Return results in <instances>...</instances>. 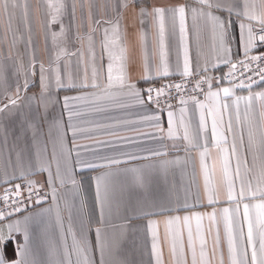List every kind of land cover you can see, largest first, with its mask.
Here are the masks:
<instances>
[{"label":"snow or ice","instance_id":"obj_1","mask_svg":"<svg viewBox=\"0 0 264 264\" xmlns=\"http://www.w3.org/2000/svg\"><path fill=\"white\" fill-rule=\"evenodd\" d=\"M36 9L46 59L0 0V264H264V0Z\"/></svg>","mask_w":264,"mask_h":264},{"label":"crops","instance_id":"obj_2","mask_svg":"<svg viewBox=\"0 0 264 264\" xmlns=\"http://www.w3.org/2000/svg\"><path fill=\"white\" fill-rule=\"evenodd\" d=\"M28 2L33 5V26H34V33H35V39H36V42H37L38 51H39L40 56L42 58L46 59L47 53L45 51V43H44V40H43L42 32L40 30V12L36 9L37 0H28ZM101 2H102V0H97V3H101ZM77 17H79V10H77ZM2 29H3V21H0V33H2ZM236 35L238 36V31H237ZM201 43L203 45L204 53L205 54H209L210 53V44H211L210 37H206V36L202 37L201 38ZM171 55H172V58H173V61H174L175 60V50L174 49H173ZM105 63H106V61H105ZM138 75H139L138 70L134 69L133 70V77L135 78ZM146 85L147 84L141 82L139 86L140 87H146ZM256 90H259V88H257ZM242 94H247V93H246V91H244ZM164 126L166 127V122H165ZM101 138L102 139H107L109 137H101ZM78 143H80V144H88V143H91V141H89V140H80V141H78ZM181 155H183V154L181 153ZM94 175H95V173L90 172V171L85 173V194L87 196L89 204H91L93 199H94V190H93V187L91 185V180H90V177L94 176ZM190 178H191V167L189 166V168L185 171L184 180L187 181ZM197 178L199 179V177H197ZM176 179H177V181H180V179H181V175H180L179 170L177 171ZM189 202L191 203L192 201L190 200ZM197 210L198 211H210V209H203V208H198ZM180 214L183 215L184 213H180ZM116 223H120V222L117 221ZM92 238L94 240V233H93V237ZM165 256H167V248L166 247H165Z\"/></svg>","mask_w":264,"mask_h":264},{"label":"built area","instance_id":"obj_3","mask_svg":"<svg viewBox=\"0 0 264 264\" xmlns=\"http://www.w3.org/2000/svg\"><path fill=\"white\" fill-rule=\"evenodd\" d=\"M223 71L226 72V71H227V68H224ZM213 74H215V75H219L220 73H213ZM147 86H148V85H146V87H147Z\"/></svg>","mask_w":264,"mask_h":264}]
</instances>
